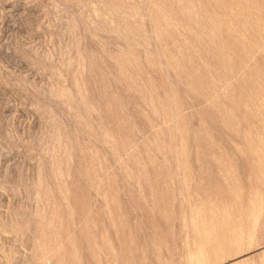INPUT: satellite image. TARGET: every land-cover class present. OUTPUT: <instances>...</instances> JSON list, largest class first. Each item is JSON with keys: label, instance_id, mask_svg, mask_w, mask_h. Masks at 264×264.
<instances>
[{"label": "rangeland", "instance_id": "374dc122", "mask_svg": "<svg viewBox=\"0 0 264 264\" xmlns=\"http://www.w3.org/2000/svg\"><path fill=\"white\" fill-rule=\"evenodd\" d=\"M0 264H264V0H0Z\"/></svg>", "mask_w": 264, "mask_h": 264}]
</instances>
